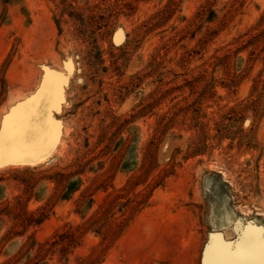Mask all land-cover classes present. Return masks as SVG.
<instances>
[{
	"label": "rangeland",
	"instance_id": "obj_1",
	"mask_svg": "<svg viewBox=\"0 0 264 264\" xmlns=\"http://www.w3.org/2000/svg\"><path fill=\"white\" fill-rule=\"evenodd\" d=\"M10 114L0 264H204L264 229V0H0Z\"/></svg>",
	"mask_w": 264,
	"mask_h": 264
},
{
	"label": "bare ground",
	"instance_id": "obj_2",
	"mask_svg": "<svg viewBox=\"0 0 264 264\" xmlns=\"http://www.w3.org/2000/svg\"><path fill=\"white\" fill-rule=\"evenodd\" d=\"M19 119H16V121L20 122ZM25 120H26V118H25ZM25 120H24V122H26ZM5 122H4L5 126L3 124V126H2L3 128L0 131V136H1L2 132H3V129L9 130L11 127L14 126V124H13L15 122L14 115L10 114ZM24 125H22V126H24ZM14 127L18 128L17 126H14ZM11 129H13V128H11ZM47 142L50 144V140L47 141ZM14 144H16V143H14ZM1 151H2V149H1ZM3 151H5V150H3ZM1 153L3 154V152H1ZM249 226H252V227H254L257 230H261L262 229V227L259 226V224L257 222H250V223L245 224V226L241 229V232L236 233L234 241L231 240V239H230V241L227 240V239L225 240V239H223L220 236H215L213 238L209 248L207 249L204 257H203L204 264H237V262L245 261V260H251V261H254V264H259V258L258 257H250L249 258V257H240V256L235 255L237 246L240 244V242H241L245 232L248 230ZM221 248L225 249L224 253L223 254H217V251L219 249H221Z\"/></svg>",
	"mask_w": 264,
	"mask_h": 264
},
{
	"label": "snow or ice",
	"instance_id": "obj_3",
	"mask_svg": "<svg viewBox=\"0 0 264 264\" xmlns=\"http://www.w3.org/2000/svg\"><path fill=\"white\" fill-rule=\"evenodd\" d=\"M224 248L217 251V254H223ZM235 255L240 257H258L259 264H264V229L257 230L249 226L245 232L240 244L237 246ZM237 264H254V261H239Z\"/></svg>",
	"mask_w": 264,
	"mask_h": 264
},
{
	"label": "water",
	"instance_id": "obj_4",
	"mask_svg": "<svg viewBox=\"0 0 264 264\" xmlns=\"http://www.w3.org/2000/svg\"><path fill=\"white\" fill-rule=\"evenodd\" d=\"M2 135H3V133H2ZM2 135H1V136H2Z\"/></svg>",
	"mask_w": 264,
	"mask_h": 264
}]
</instances>
